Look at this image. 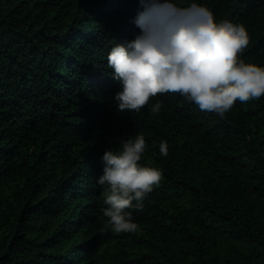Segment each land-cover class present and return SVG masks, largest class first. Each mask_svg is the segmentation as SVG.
<instances>
[{
    "label": "trees",
    "instance_id": "trees-1",
    "mask_svg": "<svg viewBox=\"0 0 264 264\" xmlns=\"http://www.w3.org/2000/svg\"><path fill=\"white\" fill-rule=\"evenodd\" d=\"M196 2L243 24L240 58L264 66V0ZM137 10L0 0V264H264V95L223 116L178 92L119 112L107 56L140 31ZM138 132L140 163L161 180L127 210L138 230L116 233L101 211V156Z\"/></svg>",
    "mask_w": 264,
    "mask_h": 264
},
{
    "label": "clouds",
    "instance_id": "clouds-1",
    "mask_svg": "<svg viewBox=\"0 0 264 264\" xmlns=\"http://www.w3.org/2000/svg\"><path fill=\"white\" fill-rule=\"evenodd\" d=\"M132 22L140 31L134 39L116 43L107 56L119 85L113 94L119 112H138L157 94L178 92L200 110L223 116L237 100L264 95V66L246 63L239 55L249 44L243 24L218 22L196 0L186 6L180 0H138ZM161 107L157 100L151 110ZM147 147L138 132L116 150L109 145L101 156L97 183L106 205L101 211L116 233L138 230L127 210L141 208L160 183L161 171L140 163ZM159 152L168 155L167 141L159 143Z\"/></svg>",
    "mask_w": 264,
    "mask_h": 264
}]
</instances>
